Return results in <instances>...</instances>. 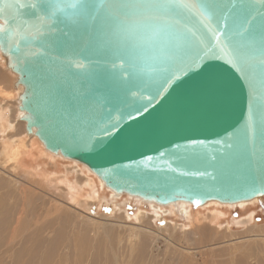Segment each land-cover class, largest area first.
<instances>
[{
	"label": "water",
	"instance_id": "1",
	"mask_svg": "<svg viewBox=\"0 0 264 264\" xmlns=\"http://www.w3.org/2000/svg\"><path fill=\"white\" fill-rule=\"evenodd\" d=\"M20 3L0 51L49 151L161 206L264 198V0Z\"/></svg>",
	"mask_w": 264,
	"mask_h": 264
},
{
	"label": "rangeland",
	"instance_id": "2",
	"mask_svg": "<svg viewBox=\"0 0 264 264\" xmlns=\"http://www.w3.org/2000/svg\"><path fill=\"white\" fill-rule=\"evenodd\" d=\"M0 71V264H264V222L256 219H264V199L155 210L126 194L113 197L80 165L99 185L83 191L95 199L79 200L78 187L89 186L78 183L76 164L49 158L23 133L15 76L1 60ZM26 150L60 167L46 159L27 171L20 166ZM67 166V177L47 175Z\"/></svg>",
	"mask_w": 264,
	"mask_h": 264
},
{
	"label": "bare ground",
	"instance_id": "3",
	"mask_svg": "<svg viewBox=\"0 0 264 264\" xmlns=\"http://www.w3.org/2000/svg\"><path fill=\"white\" fill-rule=\"evenodd\" d=\"M0 60H1V62H3V63H5V61H6V58H5V56H4V54L0 51ZM5 68L7 69V70H9V73H11L13 76H15V79L13 80V82H12V91H14V92H16L17 93V95L14 97L15 99H16V101H17V109L18 110H16L17 111V114H18V117H19V125H20V127L19 128H21V127H23V133L26 135V136H28L29 137V140L32 142L33 140H35V143H37V146L39 147V149L41 150V151H43L44 152V154L46 155V156H50L49 158H60V159H63V160H72L73 161V163H75L76 165V167H77V171L79 172V177L80 178H78V180H79V184H82L83 186L84 185H88L89 186V189H91V190H93L94 191V189H96V181H95V175L91 172V170L87 167V166H84L83 164H81V163H79V162H77L76 160H73V159H68V158H65L64 156H62V154L60 153V152H58V153H54V152H51V151H49L47 148H46V146L42 143V142H40L39 141V139L37 138V136H36V134H35V131H36V129L34 128V130H33V132H31V133H28V131H27V129H26V125H27V121L25 120V119H23V116H24V113L25 112H23V111H20L19 110V103H20V101L18 100V94L22 91V89H23V87H22V85H20L19 87H17V88H15L14 87V82L16 81V75L14 74V73H12L11 72V70L6 66V63H5ZM10 92H11V90H10ZM12 93V92H11ZM5 108H7V107H5ZM4 111V110H3ZM24 122V123H23ZM11 125H12V123H11ZM12 131V130H11ZM13 132V131H12ZM12 135H13V133H12ZM12 139V138H11ZM27 143V142H26ZM29 146V145H28ZM34 147V146H33ZM29 150H30V148H29ZM80 165H82V166H84L85 167V169L86 170H88V172L92 175H94V176H87V175H85V174H83V169H82V167L80 166ZM97 178V177H96ZM99 183H101L102 185H103V187H104V189L106 188L107 190H109V191H111V192H113L112 193V196L113 197H118L119 195H124V194H121V193H118V192H116V191H114V190H112V189H108L107 187H106V185H105V183L103 182V181H101V180H99ZM81 186V185H80ZM128 196V195H127ZM130 197H134V198H136V199H139V200H142L141 198H139V197H136V196H133V195H129ZM91 198L93 199H95L96 198V194H92V196H91ZM262 199H264V198H256V199H253L252 201H249V202H246V201H241V202H238V203H236V204H225V203H220V202H208V203H206V204H204V205H201L200 207H202V206H207V205H209V204H220V205H222V206H246V205H248V204H254L255 202H258V201H260V200H262ZM149 202L151 205H152V207H153V209H155V210H157L158 208V206H160V207H164V206H166V205H164V206H161V205H158L157 203H154L153 201H148V200H142V202ZM158 205V206H156V205ZM172 204H174V205H176V204H181V205H186V204H188L189 205V203L188 202H186V201H182V202H179V203H172ZM170 205V204H169ZM191 205V204H190ZM193 206V205H192ZM195 207V206H194ZM15 230V229H14ZM13 235H15V234H13Z\"/></svg>",
	"mask_w": 264,
	"mask_h": 264
},
{
	"label": "crops",
	"instance_id": "4",
	"mask_svg": "<svg viewBox=\"0 0 264 264\" xmlns=\"http://www.w3.org/2000/svg\"><path fill=\"white\" fill-rule=\"evenodd\" d=\"M1 72V71H0ZM27 151V155H25V157L24 158H21V161H22V163H23V160H27L28 161V163H26L25 161H24V163L22 164L21 163V161H20V166L23 168V169H25V170H33V169H35L34 167L37 165V164H45V162L47 161V160H49L50 162H53L55 165L56 164H58L59 165V162H57V161H55V160H51V159H49L48 157H45V156H43V155H35V153L33 154V153H28V150H26ZM31 154V155H30ZM34 156V157H33ZM37 158V159H36ZM47 159V160H46ZM34 161V162H33ZM37 162V164H36V162ZM33 164H36L35 166H33ZM52 164V163H51ZM41 165L39 166L40 167V169H43V167H41ZM59 167H60V165H59ZM64 168H66L65 169V171L64 172H62V173H59V174H57V173H52V174H47V175H49V176H57V177H67V176H69L68 174H70V172H72V170H71V167L69 168L68 166L67 167H64ZM56 172H60L59 170H55ZM73 173V172H72ZM77 180V175H76V177H75V181ZM96 183V188H97V186L99 185L97 182H95ZM62 184V183H61ZM64 185V184H63ZM78 185V184H77ZM61 185L60 184H56V186L54 187V188H58V187H60ZM65 188V187H64ZM79 189H78V191H79V193L80 194H78V199L80 200V198H87V197H91V195L89 194L88 196L87 195H84L83 194V191L84 190H88L89 188L88 187H86V188H82V187H78ZM101 189H103L102 187H101ZM92 193H93V190H91V189H89ZM89 191V192H90ZM97 197H99V194H98V189H97Z\"/></svg>",
	"mask_w": 264,
	"mask_h": 264
},
{
	"label": "snow or ice",
	"instance_id": "5",
	"mask_svg": "<svg viewBox=\"0 0 264 264\" xmlns=\"http://www.w3.org/2000/svg\"><path fill=\"white\" fill-rule=\"evenodd\" d=\"M17 3L19 4V7H21V8L25 7V5L23 3H20V0H17ZM33 7H35V5H33ZM4 11H5V8L0 7V13H3ZM8 31H10V30L9 29H6L4 27H0V32H5L6 33ZM11 31H13V33H14L15 36H19L21 40H23L25 43H27L26 37L21 36L19 29H13ZM29 34L31 35L32 33H29ZM14 43L17 44V47L20 46L19 45V42L16 41L15 39H14Z\"/></svg>",
	"mask_w": 264,
	"mask_h": 264
},
{
	"label": "trees",
	"instance_id": "6",
	"mask_svg": "<svg viewBox=\"0 0 264 264\" xmlns=\"http://www.w3.org/2000/svg\"><path fill=\"white\" fill-rule=\"evenodd\" d=\"M49 172H50V171H49ZM51 172H52V171H51ZM51 172H50V173H51ZM256 219L259 220V221H261V222H264V219H262V217H261L260 215H257V214H256Z\"/></svg>",
	"mask_w": 264,
	"mask_h": 264
}]
</instances>
